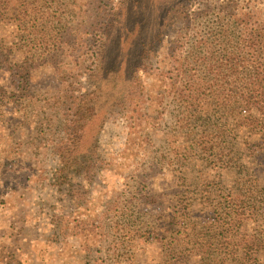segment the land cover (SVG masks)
I'll return each instance as SVG.
<instances>
[{
    "label": "rangeland",
    "instance_id": "rangeland-1",
    "mask_svg": "<svg viewBox=\"0 0 264 264\" xmlns=\"http://www.w3.org/2000/svg\"><path fill=\"white\" fill-rule=\"evenodd\" d=\"M242 13L264 34V0H0V212L62 199L110 264H264V74L234 48ZM224 17L230 60L199 71Z\"/></svg>",
    "mask_w": 264,
    "mask_h": 264
},
{
    "label": "crops",
    "instance_id": "crops-1",
    "mask_svg": "<svg viewBox=\"0 0 264 264\" xmlns=\"http://www.w3.org/2000/svg\"><path fill=\"white\" fill-rule=\"evenodd\" d=\"M50 197L45 193V207L38 214L34 203L28 201L20 203L25 212H10L8 216L0 212V264H110L104 252L95 250L96 230L86 229L87 223L81 224L78 212L75 221H67L68 204ZM96 216L93 212L88 219ZM102 239L101 244L109 248L111 237L106 233Z\"/></svg>",
    "mask_w": 264,
    "mask_h": 264
},
{
    "label": "trees",
    "instance_id": "trees-1",
    "mask_svg": "<svg viewBox=\"0 0 264 264\" xmlns=\"http://www.w3.org/2000/svg\"><path fill=\"white\" fill-rule=\"evenodd\" d=\"M249 13H242L241 18L236 20V22H239L241 31V39H243L242 42H239L236 47L237 56L240 61V63L245 62L248 60V62L251 61L253 65V70L255 75H261L264 74V34L262 32V29L258 23L254 25H250L248 21V15ZM224 21H227L225 24V33L224 38L221 40L220 48L216 53H208L205 54V52H199L197 57V63H198V70H211V72L216 73L217 75H220L221 70L224 67L225 62L227 60H230V52L229 48L230 45V38L229 36L233 34V30L229 29V26L231 27V24L235 22V18L224 17ZM253 26V27H252ZM221 38H218L220 40ZM232 42V41H231ZM194 51L196 53V48H194ZM224 63V65H223ZM246 67L243 66V69ZM244 71L242 72V74ZM204 75V78H203ZM194 78L200 82L204 79V84H195L192 83L190 91L192 93H189L187 95V99L198 101V106L203 105L205 100L203 99L205 96V91L207 90V82H208V76L203 72L202 75H194ZM197 90L198 95L194 98V90ZM252 97H249L251 99ZM242 100H246L244 97H242ZM192 106V103H191ZM74 130V127H73ZM71 132L72 137H77L78 132L75 129V132ZM71 137V138H72ZM70 138V139H71ZM63 138V140H65Z\"/></svg>",
    "mask_w": 264,
    "mask_h": 264
}]
</instances>
